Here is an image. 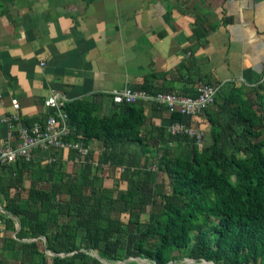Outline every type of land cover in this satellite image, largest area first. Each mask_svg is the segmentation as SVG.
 <instances>
[{
  "label": "trees",
  "instance_id": "trees-1",
  "mask_svg": "<svg viewBox=\"0 0 264 264\" xmlns=\"http://www.w3.org/2000/svg\"><path fill=\"white\" fill-rule=\"evenodd\" d=\"M147 84L144 79L143 90L156 93ZM100 104L78 98L62 105L68 137L83 145L100 142V161L132 165L118 178L134 188L103 187L99 170L95 175L88 165L79 167L77 177L61 174L53 154L43 165L28 160L4 170L0 197L6 202L0 208L17 225L0 211V264H129L130 251L154 264H264V73L249 87L229 81L217 88L203 110L207 129L199 148L187 135L170 136L184 144L176 155L156 148L152 159L155 172L166 177L165 189L158 181L139 189L152 183L153 171L143 162L118 159L131 146L153 149L142 143V106L113 103L112 112L100 114ZM41 180L50 181L49 189L40 188ZM2 186L15 188L10 197Z\"/></svg>",
  "mask_w": 264,
  "mask_h": 264
},
{
  "label": "crops",
  "instance_id": "crops-1",
  "mask_svg": "<svg viewBox=\"0 0 264 264\" xmlns=\"http://www.w3.org/2000/svg\"><path fill=\"white\" fill-rule=\"evenodd\" d=\"M202 34H206L204 44ZM263 73L264 0H0V147L17 143L18 124L43 121L50 109L42 101L51 93L60 92L67 101L96 98L100 114H109L113 110L110 92L146 93L144 79L156 92L192 96L197 82L215 83L219 88L233 81L249 87ZM10 99L17 102L18 119L8 125L4 119L13 113ZM130 104L142 106V143L153 149L131 146L130 153L121 151L118 159L143 162L153 171L152 183L139 189H151L155 181L165 189L166 177L155 172L152 157L158 146L172 155L184 147L170 140L166 131L172 113L152 100ZM180 119L202 133L207 129L203 111ZM209 140L203 137V142ZM85 146L88 157L99 160L100 142L90 139ZM51 154L58 156L61 174L77 177L79 167L88 165L98 173L103 187L134 188L131 181L118 178L124 170L135 169L121 161L109 169H96L74 162V151L48 149L34 150L29 162L43 165ZM20 162L25 161L0 167V176L4 178V170L16 169ZM28 172L22 173L25 188L31 178ZM39 186L49 189L50 181L41 180ZM2 189H8L10 197L15 188ZM0 202H6L3 195Z\"/></svg>",
  "mask_w": 264,
  "mask_h": 264
},
{
  "label": "built area",
  "instance_id": "built-area-1",
  "mask_svg": "<svg viewBox=\"0 0 264 264\" xmlns=\"http://www.w3.org/2000/svg\"><path fill=\"white\" fill-rule=\"evenodd\" d=\"M218 86L208 85L202 82L195 84L193 96L181 95L169 92H156L152 95L141 91L130 89L112 90L110 98L113 103H134L138 99L152 100L163 105L169 113L178 114L179 117H193L213 103L214 95ZM67 102L66 97L60 93H51L43 99L42 104L50 109L41 123L33 122L29 126L18 124L16 126L17 143L14 145L4 144L0 147V167L11 165L16 160L28 161L34 150H48L75 152L73 161L83 165L90 164L96 169H109L113 163L109 160L100 161L88 157V149L80 142L68 138V127L65 123L66 115L61 110L62 105ZM13 113L5 117L8 125L17 121V102L10 99ZM15 124V123H14ZM169 135H187L195 140L197 148L201 146V132L189 125L182 119L172 120L166 127ZM53 160V156L48 161ZM120 166L118 170H123ZM0 219V228H1Z\"/></svg>",
  "mask_w": 264,
  "mask_h": 264
},
{
  "label": "rangeland",
  "instance_id": "rangeland-1",
  "mask_svg": "<svg viewBox=\"0 0 264 264\" xmlns=\"http://www.w3.org/2000/svg\"><path fill=\"white\" fill-rule=\"evenodd\" d=\"M127 262H130L131 264H154L152 261L144 259L140 256H138L135 252H131L128 254V256L125 259ZM125 262V261H124ZM182 262H193L192 260L189 259H183ZM106 264H123V262H109L105 261ZM129 263V264H130Z\"/></svg>",
  "mask_w": 264,
  "mask_h": 264
},
{
  "label": "water",
  "instance_id": "water-1",
  "mask_svg": "<svg viewBox=\"0 0 264 264\" xmlns=\"http://www.w3.org/2000/svg\"><path fill=\"white\" fill-rule=\"evenodd\" d=\"M13 220H14V222H15V225H17V224H16V220H15V218H13ZM123 261H124V260H122V261H120V262H123Z\"/></svg>",
  "mask_w": 264,
  "mask_h": 264
}]
</instances>
